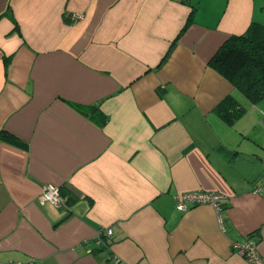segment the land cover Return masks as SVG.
Segmentation results:
<instances>
[{
  "label": "crops",
  "instance_id": "crops-1",
  "mask_svg": "<svg viewBox=\"0 0 264 264\" xmlns=\"http://www.w3.org/2000/svg\"><path fill=\"white\" fill-rule=\"evenodd\" d=\"M252 22L264 0H0V264L264 255V98L209 63ZM199 191L220 209L177 208Z\"/></svg>",
  "mask_w": 264,
  "mask_h": 264
},
{
  "label": "trees",
  "instance_id": "trees-1",
  "mask_svg": "<svg viewBox=\"0 0 264 264\" xmlns=\"http://www.w3.org/2000/svg\"><path fill=\"white\" fill-rule=\"evenodd\" d=\"M209 63L233 87L242 92L252 104H259L264 98V25L252 22L244 34L230 37L214 54ZM225 101L228 102L227 105H233L234 110L230 114L223 112L220 115L226 121L233 122L234 115L244 111L245 107L232 96ZM222 105H224V101L220 104L218 112ZM76 107L80 112L90 109ZM92 108L91 110H93ZM93 112L96 111L93 110ZM0 137V139L7 138L4 132L0 134Z\"/></svg>",
  "mask_w": 264,
  "mask_h": 264
},
{
  "label": "built area",
  "instance_id": "built-area-1",
  "mask_svg": "<svg viewBox=\"0 0 264 264\" xmlns=\"http://www.w3.org/2000/svg\"><path fill=\"white\" fill-rule=\"evenodd\" d=\"M264 162V157H263ZM44 190L40 196V199L45 202H50L55 206L62 205V198L60 188L51 184H45ZM264 196V184L259 190ZM223 195L218 192H190L183 194L180 198H177V208L179 210H185L186 202L191 201L194 203H210L214 205L218 210L220 209V201ZM106 235H111L112 229H107L104 232ZM235 251L242 255L248 264H264V255L261 253L258 243L253 239H247L244 242H237L233 245Z\"/></svg>",
  "mask_w": 264,
  "mask_h": 264
}]
</instances>
